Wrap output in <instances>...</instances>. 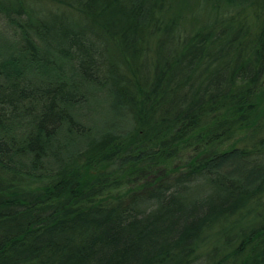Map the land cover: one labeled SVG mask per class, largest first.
Masks as SVG:
<instances>
[{"label":"trees","instance_id":"1","mask_svg":"<svg viewBox=\"0 0 264 264\" xmlns=\"http://www.w3.org/2000/svg\"><path fill=\"white\" fill-rule=\"evenodd\" d=\"M0 264H264V0H0Z\"/></svg>","mask_w":264,"mask_h":264},{"label":"bare ground","instance_id":"2","mask_svg":"<svg viewBox=\"0 0 264 264\" xmlns=\"http://www.w3.org/2000/svg\"><path fill=\"white\" fill-rule=\"evenodd\" d=\"M111 4V3H110Z\"/></svg>","mask_w":264,"mask_h":264}]
</instances>
